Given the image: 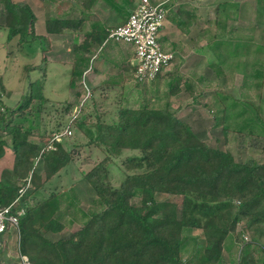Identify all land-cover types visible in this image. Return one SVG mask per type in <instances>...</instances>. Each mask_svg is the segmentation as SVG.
<instances>
[{"label": "rangeland", "instance_id": "1", "mask_svg": "<svg viewBox=\"0 0 264 264\" xmlns=\"http://www.w3.org/2000/svg\"><path fill=\"white\" fill-rule=\"evenodd\" d=\"M25 1L40 5L42 0H11L27 6ZM49 2L54 11L49 16L55 15L59 20L68 11L69 20L81 21L78 29L64 31L62 37H56L53 42L45 39L38 42L35 39L38 35L34 33H40L43 24H34L33 32L28 24L24 26L28 39L19 41L17 36L10 42L12 45L7 46L9 50L14 49L10 52L14 54L12 60L7 62L13 64L10 72L15 76L18 73L22 79V94L30 96L32 86L39 82L44 99V102L31 99L16 116L22 121L11 120L14 126L21 123L23 129L36 132V140L42 143L40 156L32 162V170L35 166L38 169L32 174L37 189L32 186L27 192V206L34 207L51 194H64L59 201V214L55 216L63 228L58 234H44L46 239L56 242L69 238L82 228L89 214L99 212L100 208L93 204L90 190L83 182L84 174L109 156L103 147L89 141L95 139L97 125L116 122L118 109H163L168 103V109L179 121L197 131L200 142L206 147L229 153L236 163L247 160L254 164L264 163V0H173L167 21L174 19L173 28L183 36H173V42L166 39L168 33L163 32L162 41L166 48L174 49L175 59L157 79L143 85L134 84L129 63L114 65L113 76L94 70L110 43L97 51V41L91 38L87 44L83 35L86 30L102 28L99 26L101 0ZM129 6L125 14L118 10L108 16L114 20L106 27L121 24L124 16L134 9ZM0 15L5 19L2 3ZM48 19L47 15L45 25ZM2 22L5 26L6 22ZM33 54L35 60L31 61ZM36 64L39 70H29ZM89 67L90 70L84 72ZM67 126L72 136L63 138L60 144L63 151L71 155L70 160L47 180V163L41 156L54 150H43V147L53 133ZM88 131L90 137L86 134ZM138 155L137 151L127 150L110 155L107 180L112 187H118L125 175L131 173L125 167L127 159ZM29 181L32 185V179ZM17 184L20 187L24 181L19 180ZM76 191L81 193L80 201L75 198ZM155 199L176 205L177 212L181 210V196L160 193ZM137 203L138 199L131 200V204ZM39 224L32 227L37 229ZM242 228V225L237 228L239 235ZM193 230L201 233L200 229ZM242 239L249 241L247 236ZM14 241L20 247L19 231ZM261 241L264 242V225Z\"/></svg>", "mask_w": 264, "mask_h": 264}, {"label": "trees", "instance_id": "2", "mask_svg": "<svg viewBox=\"0 0 264 264\" xmlns=\"http://www.w3.org/2000/svg\"><path fill=\"white\" fill-rule=\"evenodd\" d=\"M0 3L6 16L7 40L27 36L23 22L33 18L30 9L11 0ZM111 6L119 10L114 3ZM80 24V20L48 19L45 27L47 33L62 34L76 31ZM99 32L96 41L101 44L107 31ZM31 90L23 108L31 99L44 102L41 83L36 82ZM167 104L163 109L124 107L118 109L115 123L96 126L97 135L89 143L103 147L109 157L84 178L95 193L93 204L100 210L89 214L77 233L56 242L44 237L63 228L55 216L64 194H51L34 207H26L19 221L20 251L33 264H221L223 241L240 225L243 228L239 237L247 236L249 241L243 243L253 246L245 261L264 264V163H236L229 153L206 147ZM5 110L9 115L14 112ZM21 128L8 126L15 154L11 176L17 178L0 181L1 204L14 199L19 189L17 182L27 177L33 160L41 153L40 147L27 142ZM86 134L91 136L89 131ZM4 146L0 141V158ZM124 150L137 151L139 155L127 159L125 167L131 173L118 187H112L107 180V164L110 155ZM41 157L47 163L48 180L69 162L71 155L55 144L54 151ZM32 181L35 190L34 177ZM160 193L181 196L180 212L176 205L157 202L155 195ZM133 199H138L136 205L131 204ZM38 222L39 227L33 228ZM193 229H200L204 244L200 255L187 263L181 257L187 246L184 237ZM255 254L259 259H254Z\"/></svg>", "mask_w": 264, "mask_h": 264}, {"label": "crops", "instance_id": "3", "mask_svg": "<svg viewBox=\"0 0 264 264\" xmlns=\"http://www.w3.org/2000/svg\"><path fill=\"white\" fill-rule=\"evenodd\" d=\"M152 1H155V0H152ZM25 2H26L25 4L30 9L32 15L34 16V19L33 20L25 19V21L23 22V25L26 27L28 24H30L29 29L31 30V32H33V30H35L34 24L36 25V24H38V22H41L43 24L41 32L36 33V31H35V33H34V34L38 35L36 37V39L38 38V42L41 39H43V40L45 39V40H48L50 42H53L56 37H62L61 34H52V33H47V31H46L45 22H46L47 15L50 19H51V17L58 19L55 15L49 16L50 12H54V11H52L53 7H51L49 4L50 3L49 0H42L40 2V5H38V3L35 5V3L31 4L28 1H25ZM101 2H102L101 3V11H100L101 21L99 22V26H101L103 28V29L102 28H100V29L107 31L108 29L113 28V27L107 28L106 26H110V24H112L113 20H114V19H112L113 17L109 18L108 16L114 14V12H116L118 10L109 6L106 2L114 3V6L117 7L119 10L124 11V14H125L126 13L125 9H127V7L131 8L129 6V4L131 6H133V8H134L136 3H137V0H120V1H117V0H101ZM13 3L20 5V6L22 5L21 3H18V2H13ZM34 5L36 6V8H34ZM67 12H65L63 15H61L60 18L61 19H68ZM127 16L128 15L124 16L125 17L123 19L124 21L126 20ZM98 19H99V16H98ZM2 20H4L3 16L0 15V141H2L5 145L3 148L4 149V155L0 158V181H3V179H5V178H8V179L9 178H11V179L17 178L16 176H11V172L13 170V166L15 163V154L11 150V147H10L11 146L10 145L11 138L8 135L7 130H8V126H13V124H15L14 121L13 122L11 121L12 119H14L16 121L17 120L22 121L20 118L18 119L16 116H19L21 114V112L23 111L22 105L26 101V99L23 101V98L27 97V95L25 96L22 94L23 93V82H22V79H20V76L18 75V73H16V76H15L14 74H12L10 72L13 64L11 62L8 63L7 60L8 59L12 60V55L14 56V54H10V52L13 53L14 49L10 48V50H9L7 48V46L17 36L19 37L18 38L19 41H22V40L24 41V40L28 39V36H25L21 39L20 35H17L8 41L7 40V28L4 25H2L3 24ZM124 21L121 24H123ZM28 22H30V23H28ZM165 23H164V27L162 28V31H161L162 32L161 39L163 36V32L166 34L168 33L166 35V39H169L173 42H175V40L172 39L173 36H174V38H179V37H181V35L183 36V34L179 32V30H178V33L176 32L177 30L174 29L175 27L173 28L172 22L167 21V17H166ZM121 24H118L114 27H117ZM169 26H171V29ZM97 28L98 27L94 28V30H92V31H88V30L84 31L83 37L88 40L87 44H90L91 38H92V40L93 39L96 40V38L98 37L97 34L93 32V31L98 32L100 30ZM29 41H31V40H29ZM34 41H37V40H34ZM104 41L101 44L96 43L97 51H100L102 49V47L109 44V43H106L105 45H103ZM22 43L23 42H21V44ZM11 45H12V43L10 44V46ZM108 46L109 47L106 50V52H104V55L102 56V58L95 64L94 70H96L97 72H102V73L105 72L106 74H111V76H113L114 74H112V73L114 72V65H116L117 63H119V64L121 63L123 65H127L129 63L131 68H132L133 52H132V49L130 47L125 46V45L116 44V43H110V45H108ZM126 48H128V49H126ZM38 54H37V56H38ZM34 60H35V56L33 54V59L31 61H34ZM26 64L29 65V62ZM37 66L32 65L29 70H33V69L39 70L40 69L39 64ZM86 69L87 68H85L84 72L86 71ZM21 70H23V67ZM107 71H109V72H107ZM13 75H14V78H13ZM31 82L32 81H29V83H31ZM19 89H21V90H19ZM171 101H173V100H171ZM5 109H13L14 112L9 115V114H6L7 110H5ZM3 114H4V116H3ZM263 122H264V119H263ZM19 126L22 127V124L20 123ZM21 130H22V132H25L27 134V142L29 144L34 145V146H38V147L42 146V143L40 144L38 142V140H36L38 138L36 132L34 133L33 131H29L26 128L25 129L21 128ZM29 132H30V134H29ZM192 132L197 137L200 138L199 133L197 131L192 130ZM59 145L63 148L62 144L59 143ZM64 151H65V149H64ZM36 168L37 167L35 166V168L32 170V167H31V169H30V171H29V173L25 179L30 177V180H31L33 177L32 174L34 172H37V170H38ZM38 176H39V173H38ZM83 182L85 183V186L87 188H89L91 198L94 201L96 198L94 191L92 190L90 185L87 183V181L85 182V180H83ZM80 194H78V192L75 194L76 195L75 198H77V200H79V201L82 198V196ZM197 231L198 230H191L190 232H188L186 234L185 237L183 235V237L185 238L184 239V242H185L184 245H187L183 249V253L181 255L184 262L188 263L189 261L194 260L201 253L200 251L202 250L204 241H203V238L199 237V235H198L201 233L200 232L197 233ZM55 234H58V233H55ZM252 247L251 246L248 247L246 245V243H243V239H241V237H239V234L237 231L235 233L228 234L226 236V238L224 239L223 244H222L221 264H248L247 260L245 261V259H247L246 253H247V251L249 253ZM193 249H195L197 251H195ZM254 256H255V258H254L255 260L259 259L257 254H255Z\"/></svg>", "mask_w": 264, "mask_h": 264}, {"label": "built area", "instance_id": "4", "mask_svg": "<svg viewBox=\"0 0 264 264\" xmlns=\"http://www.w3.org/2000/svg\"><path fill=\"white\" fill-rule=\"evenodd\" d=\"M173 3V0H138L123 24L107 30L103 45L116 43L132 49V76L138 84L152 83L173 64L175 51L166 48L161 39V31ZM89 70L90 67L87 68ZM70 136V126L56 131L43 150H55V144ZM29 180L30 177L24 179L13 200L0 203V264H33L14 241L19 231V221L26 213L25 198L32 187Z\"/></svg>", "mask_w": 264, "mask_h": 264}, {"label": "clouds", "instance_id": "5", "mask_svg": "<svg viewBox=\"0 0 264 264\" xmlns=\"http://www.w3.org/2000/svg\"><path fill=\"white\" fill-rule=\"evenodd\" d=\"M174 50V49H173Z\"/></svg>", "mask_w": 264, "mask_h": 264}]
</instances>
